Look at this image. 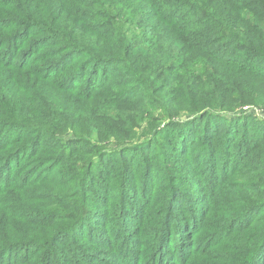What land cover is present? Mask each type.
Listing matches in <instances>:
<instances>
[{
    "label": "trees",
    "instance_id": "16d2710c",
    "mask_svg": "<svg viewBox=\"0 0 264 264\" xmlns=\"http://www.w3.org/2000/svg\"><path fill=\"white\" fill-rule=\"evenodd\" d=\"M102 63L114 73L91 86ZM244 73L264 84V0H0V172L15 170L0 183V263L13 251L20 259L10 264H159L173 237L172 250L195 244L177 264H264V132L247 150L232 142L227 176L210 146L202 173L174 165L191 155L193 124L207 147L236 121L223 113L264 109ZM242 118L243 130L254 118ZM254 125L264 131L262 120ZM145 150L164 175L126 231L127 158ZM54 170L53 183L42 177ZM210 172L208 198L204 187L181 195L179 175Z\"/></svg>",
    "mask_w": 264,
    "mask_h": 264
},
{
    "label": "rangeland",
    "instance_id": "374dc122",
    "mask_svg": "<svg viewBox=\"0 0 264 264\" xmlns=\"http://www.w3.org/2000/svg\"><path fill=\"white\" fill-rule=\"evenodd\" d=\"M145 28H141L139 27L138 32L136 31L135 33H132V36L134 38H138L139 36L138 33L140 35H142V33L144 32ZM243 55L240 57V60L242 59ZM247 65H251V62L248 63ZM102 67H100L99 69H95L93 72H91L90 75V79H89V83H92V85L96 84L98 82V80H101L102 75L104 73H108L109 76L113 75V71H111V66H109L106 63H102L101 65ZM104 67V69H103ZM86 74H88V70L85 72ZM232 73H228V78L229 79H235L234 77H231ZM86 76V75H85ZM244 81H248V85L251 86L254 94L255 93H259V92H264V84L262 83H258L256 81H254L252 78H250V76L247 73L242 74V76ZM83 82L85 81V78H82ZM114 91V90H113ZM113 91H110V94H113ZM232 102V101H231ZM244 112L251 114V116L254 118L252 122L248 123V125H245L244 129L242 130L240 128V124H243V122L245 121L244 118H242L240 121H238L239 119L238 116L240 117ZM224 117L225 115H228L230 117H233L234 124L225 126L224 128L220 129V134L218 136H215L214 138H211L210 140H208L206 145L207 147H203V145L201 144V142H197V137L200 134V130L202 128L198 127V123L193 124L192 126V132L190 135L194 134L193 139L191 138V140L189 142H187L186 146L191 148V155L189 156V159H186L185 161H177V163H175L174 165H185L186 169L192 170V167L195 166L197 167L199 165V170L200 173H202V171L204 170V168L206 167V159H207V151L206 149L209 148V146L214 149L216 151V153H218V155H221L217 165V174L218 176H222L224 173H226L225 175L227 176L228 172L230 170H232V167L236 164H234V162H236V160L234 159V157L236 156V147L232 146V142L235 140H239L242 141L241 143L245 144L243 146V150H247L248 147L247 145H249L252 141H254V137L255 135H258L263 131V129H257L255 128L254 123L255 122H260V120H262L264 122V109L259 108V107H255V106H245V108H242L241 111H238L237 109L231 112H226L222 114ZM235 117V118H234ZM180 118H182L183 120H190V118L192 117H186V115H182ZM218 124V123H217ZM216 124V125H217ZM207 125V124H206ZM89 129L88 132H91L92 130ZM207 127V126H206ZM213 126L208 127L207 130H211ZM246 129V131H245ZM82 131H85V134L82 133L83 135H87V127H85ZM73 137V134L68 135L67 140L69 138ZM187 137V136H185ZM188 138V137H187ZM196 141L197 144H192V141ZM226 146V147H225ZM110 148H113V146H110ZM205 150V151H204ZM225 153V154H224ZM179 154V153H178ZM177 154V155H178ZM202 155V158H200V155ZM229 154L231 155L230 159H229ZM130 157L127 158L128 162L130 163L131 167V176L135 179L134 181H132L131 184V189L128 192V205H129V209L127 212H129L131 215H129L128 213V217H126L127 220V226L125 227L126 231H129V228L131 226H135L136 221H137V215L140 216L141 213V209H143L145 207V203L146 202H152L151 198L149 195H146L144 193L145 190H147L148 186H152L153 184H155V181L160 180L161 177L164 175L163 171H160V163L157 160H150V150H145V151H140L138 154L137 152H131L129 153ZM177 158H179V156H176ZM232 160L233 162H230ZM198 164V165H197ZM224 166V172L222 169V165ZM161 166H164L163 164ZM236 166V165H235ZM52 166L51 164H49L48 166H45L44 169H50ZM143 167H151L148 168L147 170H144ZM209 170L211 171V168H209ZM14 165L10 164L7 167H5L3 170H1L0 172V183L2 181V179L7 178L8 175H11L14 173ZM56 171L54 170L53 172L48 171V173H41L42 177H44L45 175L49 174V178L51 179V183H53L56 180ZM41 177V178H42ZM180 177V192L182 196H185L186 198H188V196L191 194L190 192V188L193 186V188H198V187H204L205 191L204 193L206 194V198H208V190H212L213 187V183L214 181V174L212 172L209 173V175H205L203 177H200L198 175H192L190 176V173H187V175H179ZM142 179L144 180H148L147 183H142L141 181ZM214 181V182H213ZM155 188H158L157 186ZM232 189V188H228L226 190V195H221L218 197V201L215 204L216 209H221L224 208L226 206L227 203H222V200H220L221 198L223 199H227L228 197H230L228 195V191ZM217 189L214 191L216 192ZM100 194V193H99ZM27 195L31 198H36L37 192L32 188ZM200 196V195H199ZM197 199H200V197H196ZM106 199L104 197V195H99L98 199H97V204H95V208L102 210L103 212V208L105 206V202ZM200 201V200H199ZM195 202V200L193 201V203ZM208 202V201H206ZM107 203V202H106ZM192 203V204H193ZM190 204V203H189ZM108 205V203H107ZM113 205V204H110ZM156 205V204H155ZM142 207V208H141ZM141 208V209H140ZM194 208V207H193ZM196 209V207L194 208ZM99 214H101L100 211H98ZM151 213L148 212L147 208L144 209L143 213L141 214V218L146 221L149 220ZM113 215L110 217L112 218ZM43 222L45 224H42V227H49L50 228V224H47V222H45L43 220ZM110 224L112 226H110L108 228V230L110 229V233H114L118 227V225H120L119 221L118 222H110ZM115 224H117V227L115 228ZM49 229H47L44 233V235L42 236L43 238H46L47 234H48ZM33 232L36 231H32L31 235L32 238L31 239H37L38 237V232L37 235H33ZM30 234V233H29ZM40 240H43L42 238H38ZM37 239V240H38ZM70 239V238H69ZM68 240V239H67ZM66 240V241H67ZM176 244V239L175 238H171V242L170 245H168V247L166 246L167 243H163V257L162 260L160 261L159 264H177V261L179 259V256L182 255L183 252H185L187 249H192L194 247V245L189 244H181L178 243L180 249L176 250H172L170 249L171 246L173 247ZM175 251V252H174ZM17 252H13L10 251L8 253H6L4 255L3 258H5L3 260L2 263L0 264H10L13 263L15 260H19L20 258L17 257V255H15ZM115 255H116V262L118 261V254L120 253V251L118 249H115ZM125 253V250H124Z\"/></svg>",
    "mask_w": 264,
    "mask_h": 264
}]
</instances>
